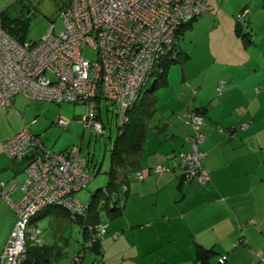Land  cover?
Segmentation results:
<instances>
[{"label": "crops", "instance_id": "obj_1", "mask_svg": "<svg viewBox=\"0 0 264 264\" xmlns=\"http://www.w3.org/2000/svg\"><path fill=\"white\" fill-rule=\"evenodd\" d=\"M206 3L204 12L218 11L220 0ZM246 4L241 1L238 9L244 11L248 27L237 18V12L226 32L235 39L233 45L220 44L218 35L210 33L204 51L194 58L175 39L180 54L166 63L161 79L142 96L145 111L135 148L112 166V176L107 172L111 165L108 153L103 171L106 182L84 187L87 197L111 180L106 187L112 186L110 195L118 196V209L106 211L98 206L100 196L95 197L90 212L99 208L98 219L106 224L105 231L97 250H84L76 262L81 264L88 253L86 264H214L217 255L224 253V264H264V48H256L253 40L259 33L264 37V22L259 31H252L249 27L257 5L249 9ZM261 7L264 9V0ZM14 100L0 106V180L16 179L25 164L24 159L8 157L1 147L2 141L28 126L27 117L13 107ZM192 110L202 115L200 147L209 176L203 185L185 178L176 157V152L189 148L184 136L191 129L183 117ZM23 114L26 116L25 110ZM55 119L41 122L38 131H31L43 145L50 127L57 126ZM155 163L167 169L154 171ZM136 171L141 178L134 175ZM19 195V188H14L11 198ZM41 209L30 219L25 245L49 244L36 227V218L49 210ZM56 212L68 218L63 209ZM14 219L13 209L0 196V253ZM61 254L60 247L57 259Z\"/></svg>", "mask_w": 264, "mask_h": 264}, {"label": "built area", "instance_id": "obj_2", "mask_svg": "<svg viewBox=\"0 0 264 264\" xmlns=\"http://www.w3.org/2000/svg\"><path fill=\"white\" fill-rule=\"evenodd\" d=\"M207 8L206 0H69L58 12V32H53L52 23L38 38L17 41L0 27V106H8L10 97L17 93L33 100L78 101L84 105L81 126L102 132V123L95 117V98L100 96L118 105L117 124L121 126L127 119L125 109L159 69L160 59L175 56L172 46L177 27ZM243 14L241 11L237 18ZM83 46L93 48L95 57L83 56ZM183 120L191 132L184 136L188 150L176 152L178 164L186 179L194 178L202 184L208 181L200 147L204 138L202 115L187 111ZM57 123L65 125L67 121L58 118ZM1 146L8 157L25 160L22 180H0V196L15 213L0 264H20L30 219L41 207L58 205L69 210L71 217L86 215L90 201H78L74 192L86 185L90 175L83 169L78 144L53 151L26 125ZM152 169L167 167L155 163ZM134 175L142 177L138 171ZM16 187L20 195L12 199ZM98 202L105 205L104 198ZM97 227V234H101L104 224ZM91 241L88 239L83 246ZM223 259L222 254L218 262ZM261 259L264 262V255Z\"/></svg>", "mask_w": 264, "mask_h": 264}, {"label": "rangeland", "instance_id": "obj_3", "mask_svg": "<svg viewBox=\"0 0 264 264\" xmlns=\"http://www.w3.org/2000/svg\"><path fill=\"white\" fill-rule=\"evenodd\" d=\"M68 1L0 0V11L12 17L13 22L11 25H17L19 29L23 28L25 39L38 38L46 32L48 26L52 23L54 25L53 32H58L61 27L58 12L68 4ZM241 1L243 0H220L219 7L218 9L216 8L217 12L208 13V11H202L177 34L178 45L183 49H188L190 54L194 55V58H197L198 54L204 51L206 40L210 33L218 35L220 44L233 45L236 42L235 39L232 35H227L226 32H229L232 28L237 12L238 14L241 12V8L238 9ZM245 1L249 9L254 7L255 4L257 5V13H255V17H252L249 28H252V31H259L264 22V9L261 7V0ZM244 15L245 13L239 19L245 27H248ZM217 16L221 19L216 20ZM16 19L17 21L14 22ZM21 20H24V22ZM253 40L257 42V44H254L256 48L260 50L264 48V37L261 36V33L254 37ZM81 53L88 58L95 57V50L89 46H83ZM174 64L180 69V63L175 62ZM188 64L193 63L189 62ZM154 76L155 73H152L146 84L142 86L139 98L145 94V90L152 83ZM13 97L15 98L13 107L18 108L23 117H27L29 131H38L41 122L55 119L56 117H62L67 120L70 123L68 128H63L61 125L55 126V124L50 127L51 130L48 140H45V145L50 146L49 148L53 151H59L70 147V145L79 144V153L86 161L84 169L92 176L86 184L87 188L96 187L106 182L107 174L103 171L108 166L109 147L116 133L118 123V106L116 103L101 99L99 114L102 119L103 133H96L87 128L81 130L79 116L84 109L82 103L71 101L55 103L47 100H33L24 97L20 93L12 95L10 99L12 100ZM24 110L26 116L23 114ZM34 117L36 121L31 123L30 119ZM96 169L99 170L97 171ZM24 176L25 173L23 172L17 176L16 180L20 181ZM86 191L85 188H81L74 195L76 194L81 202H85L88 197H84ZM47 208L49 209L48 211L36 218V227L40 230L39 236L42 240L45 239L46 243L52 244L51 241H54V244L60 245L62 250L59 259L55 255L49 257V264H69L76 249L81 245L82 233L80 225L76 221L70 220V218L60 217L56 212L57 207L49 206ZM63 216L65 215L63 214ZM64 239H66L65 243H63ZM87 255L81 264L88 262L85 261L87 260ZM72 264L80 263L73 262Z\"/></svg>", "mask_w": 264, "mask_h": 264}, {"label": "trees", "instance_id": "obj_4", "mask_svg": "<svg viewBox=\"0 0 264 264\" xmlns=\"http://www.w3.org/2000/svg\"><path fill=\"white\" fill-rule=\"evenodd\" d=\"M12 20L13 19H12L11 16H8L7 14L3 13L2 11H0V27L3 30H5L7 33H9L14 39H16L17 41H21V40H23L25 38L24 37V34H25L24 32L25 31H23V28L19 29L17 27V25H11L12 22H13ZM191 20L186 21V22L182 23L179 27H177V29L175 30V34H174L175 39H176L177 34L181 31V29L184 28L186 25H189L191 23ZM15 21H17V19L14 20V22ZM21 21L24 22V20H21ZM175 43H176V40H175V42H174V44L172 46V50L175 53V56L174 57H170V58L163 57V58L160 59V61L158 63V68L159 69L158 70L156 69L154 71L156 78L153 80V82L150 84V86L148 88H146L145 93H146V91L149 90V88H151L152 86L156 85L158 79H161V76H162V73H163L162 71H164V67H165L166 63L168 61H170V60H174V59L176 60L177 59V57H176L177 55L176 54H180V51H176ZM140 92H141V90L139 91L137 97L132 102V104L125 109L124 114L127 117L125 122L121 126H119L118 124L116 126V133H115V135H114V137H113V139L111 141V145L109 147V160H110V164H111L109 169L107 170V172H109V176H112V174H113L112 173V166L114 164H116L118 161L122 160L123 156H125L126 153L130 152L131 150H133L135 148L136 144L139 141V137H140V134L142 132V130H141V126H142L141 117H142V114H144L143 112L145 111V101H144L143 97L139 98ZM101 99H104V98H102L100 96H96V98H95V117L98 118L101 121V123H102V119H101L100 114H99V107H100L99 103H100ZM47 101H49V100H47ZM61 101H71V102H74V103H80V102L74 101V100H61ZM50 102H55V101H50ZM58 102H60V101H57L55 103H58ZM140 111H142V112H140ZM82 113L79 116V121L81 120ZM58 118H62V117H57L55 119V123L57 125H59L57 123V119ZM31 120L34 121L35 118H32ZM61 126H64V125H61ZM102 127H103V124H102ZM82 129H85V128H83L81 126V130ZM31 133H33V132H31ZM96 133H103V131L102 132H96ZM33 134L37 137V135L35 133H33ZM85 164H86V161L84 160L83 169H84V165ZM202 165H203V159H202ZM97 168H98V166H97ZM90 178H91V175H90L89 179ZM191 179H194V178H191ZM208 180H209V176H208ZM110 183H111V180H109L107 182V185L100 186V187L96 188L95 190H93V191H91L89 193L90 196L88 195V197L89 198L91 197V199L89 200L90 201V206L92 205V202L95 200V197H99L100 196L99 198H104V204L105 205L99 204L98 205L99 207L103 206V209H105L106 211H116L118 209V206H117V201H118L117 197L118 196L116 198H114L113 196L110 195V192H111V188L110 187H112V186L106 187V186H109ZM205 183H202V184L198 183V184L199 185H203ZM84 187H82V188H84ZM103 188L105 189V193L102 190ZM74 197L78 200L77 196L74 195ZM88 197H87V199H89ZM78 201H80V200H78ZM109 201H111L110 205H107L106 202H109ZM49 206L57 207V211L63 209L67 213L68 218H70V220L76 221L80 225L81 233L83 235V239H81V243H80L81 245L75 251V254L71 257V260H70L71 262L69 264H72L73 262H76V261L80 260L81 257L83 256L84 250H86V249L97 250V246H99L98 245L99 238H101V236L103 235V233L105 231V227H106V224L103 221H99V219H98V210H99V208L96 207L93 210V212L91 213L90 211L92 210V208L89 207V209H88V211H87V213H86V215L84 217H77V216L71 217L70 214H69L70 213L69 210H67L66 208H63L61 206H58V205H52V204L45 205V206L42 207V209H48L47 207H49ZM39 211L40 210H38L35 214L38 215V213H40ZM33 216H32V218H33ZM35 217L36 216H34V218ZM99 224H104V231L101 234H97V228H98L97 226ZM111 235L115 236V232H112ZM88 239L92 240L90 245L83 246L84 245L83 243H85ZM78 252H81V254L77 255ZM203 254H204V250H201L199 252V256L201 257V256H203ZM222 254L224 255V259H223L222 262L219 263L218 262V257L220 255H222ZM53 255H55L57 257L60 255V245H58V244L57 245L56 244H41V245L37 246V245L26 244L25 245L24 258L22 259L20 264H49V259H50L49 257L50 256L53 257ZM225 258H226V254H224V253H221V254L217 255L216 261H215L214 264H224L225 263ZM203 261H205V259L201 260L200 262L203 263ZM200 262H198V263H200ZM164 264H167V263H164ZM168 264H170V263H168ZM171 264H174V263H171Z\"/></svg>", "mask_w": 264, "mask_h": 264}]
</instances>
